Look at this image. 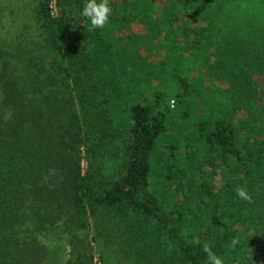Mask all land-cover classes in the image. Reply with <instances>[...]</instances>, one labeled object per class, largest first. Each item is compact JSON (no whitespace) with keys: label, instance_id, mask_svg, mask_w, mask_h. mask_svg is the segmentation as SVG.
<instances>
[{"label":"trees","instance_id":"16d2710c","mask_svg":"<svg viewBox=\"0 0 264 264\" xmlns=\"http://www.w3.org/2000/svg\"><path fill=\"white\" fill-rule=\"evenodd\" d=\"M36 2L52 73L0 38V264H47L27 230L65 208L121 218L159 264L205 243L264 264V0H110L94 31L86 0Z\"/></svg>","mask_w":264,"mask_h":264},{"label":"rangeland","instance_id":"374dc122","mask_svg":"<svg viewBox=\"0 0 264 264\" xmlns=\"http://www.w3.org/2000/svg\"><path fill=\"white\" fill-rule=\"evenodd\" d=\"M36 5V0H0V38L6 43L26 47L31 55L41 54L44 78L52 73L48 69L52 56L45 48L40 25L35 19ZM45 86L43 95L51 90L49 84ZM57 89L62 93L59 87ZM81 168L84 172L89 166L82 161ZM65 209L54 212V218L58 219L55 225H44L38 231L29 225L27 230V236L37 237L48 247L50 261H46L47 264H65L70 255L74 264H159L134 243L127 223L121 218L96 209L88 213L87 222H71Z\"/></svg>","mask_w":264,"mask_h":264},{"label":"clouds","instance_id":"9594fccd","mask_svg":"<svg viewBox=\"0 0 264 264\" xmlns=\"http://www.w3.org/2000/svg\"><path fill=\"white\" fill-rule=\"evenodd\" d=\"M112 12L110 0H86L79 14L89 23L88 30L94 31L103 30L109 24ZM235 193L239 199L252 202V195L246 186H237ZM202 250L206 255L207 264H224L223 258L217 256L209 244L205 243Z\"/></svg>","mask_w":264,"mask_h":264}]
</instances>
